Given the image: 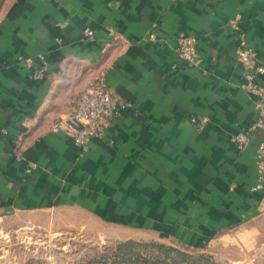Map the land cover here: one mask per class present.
<instances>
[{
    "label": "crops",
    "instance_id": "0c3cea01",
    "mask_svg": "<svg viewBox=\"0 0 264 264\" xmlns=\"http://www.w3.org/2000/svg\"><path fill=\"white\" fill-rule=\"evenodd\" d=\"M182 34L197 39L193 60L175 52ZM243 47L264 65V0H8L0 232L94 235L98 226L118 230L119 242L206 247L230 251L231 264H264V130L241 151L232 143L257 114L237 61ZM99 71L130 107L80 153L50 126ZM255 80L264 85V73Z\"/></svg>",
    "mask_w": 264,
    "mask_h": 264
},
{
    "label": "rangeland",
    "instance_id": "374dc122",
    "mask_svg": "<svg viewBox=\"0 0 264 264\" xmlns=\"http://www.w3.org/2000/svg\"><path fill=\"white\" fill-rule=\"evenodd\" d=\"M7 1L0 0V10ZM95 228L94 235L74 228L63 233L38 227L2 231L0 264H231L225 257L230 251L154 240L119 247L118 230L110 229L107 236Z\"/></svg>",
    "mask_w": 264,
    "mask_h": 264
},
{
    "label": "built area",
    "instance_id": "2783aa9c",
    "mask_svg": "<svg viewBox=\"0 0 264 264\" xmlns=\"http://www.w3.org/2000/svg\"><path fill=\"white\" fill-rule=\"evenodd\" d=\"M111 33L115 37L119 36L113 29ZM85 35L92 36L93 31L85 30ZM197 47L195 36L182 34L177 40L175 52L182 59L193 60L197 57ZM237 61L244 71V89L254 98L257 110L256 119L232 137L235 148L241 151L247 146L255 129L264 130V85L255 80L257 75L264 73V65L258 60L255 51L249 47L237 51ZM127 107H130V103L107 86L104 73L99 71L75 97L69 109L54 119L50 130L71 139L80 153H83L88 143L94 138H101L107 125L120 117L122 110ZM191 121L198 123L193 117ZM257 155V166L261 175H264V137L258 145Z\"/></svg>",
    "mask_w": 264,
    "mask_h": 264
},
{
    "label": "trees",
    "instance_id": "16d2710c",
    "mask_svg": "<svg viewBox=\"0 0 264 264\" xmlns=\"http://www.w3.org/2000/svg\"><path fill=\"white\" fill-rule=\"evenodd\" d=\"M132 244H134V245H139L140 243H136V242H134V241H131V240H128V241H125V242H120L119 244H118V246L119 247H121V246H129V245H132ZM143 245V244H142Z\"/></svg>",
    "mask_w": 264,
    "mask_h": 264
}]
</instances>
